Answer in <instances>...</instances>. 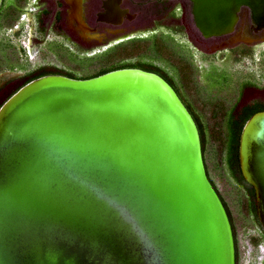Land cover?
<instances>
[{"label": "water", "instance_id": "1", "mask_svg": "<svg viewBox=\"0 0 264 264\" xmlns=\"http://www.w3.org/2000/svg\"><path fill=\"white\" fill-rule=\"evenodd\" d=\"M64 1L81 29V0ZM190 1L204 39L232 34L242 9L264 30V0ZM238 166L264 230V111L241 129ZM0 264H235L197 126L165 80L46 75L0 105Z\"/></svg>", "mask_w": 264, "mask_h": 264}, {"label": "flooded vegetation", "instance_id": "2", "mask_svg": "<svg viewBox=\"0 0 264 264\" xmlns=\"http://www.w3.org/2000/svg\"><path fill=\"white\" fill-rule=\"evenodd\" d=\"M7 1L2 0L0 6V24L14 21L16 17L20 16H24L25 19L29 18L31 20L28 27L30 33L26 32V34L30 36V40L38 42L40 50L49 57L24 71L19 79L21 84L46 75H61L75 79L90 78L103 67L106 57L118 54L123 46L134 44L139 40H149L153 35V38L159 37V39L169 41V45L177 46L190 58V65L197 85V96L200 99H205L204 101L208 102L212 100H227L228 102L235 91L232 82L237 79H233L228 70L223 71L226 69L216 70L214 68L216 62L211 61V58H217L224 52H230L234 59L241 55L244 57L246 53L254 54L257 50L260 55L264 54V47H262L264 46V30L254 32L250 23V14L245 9L239 13V21L232 34L211 38L209 45L204 43L207 39L202 42L200 39L197 41L195 39L197 44L192 48L184 41V38L190 41L187 28L188 22L193 19L190 0H81V11L78 16L82 21V30L77 23L70 22L71 6L64 0H10V8L1 11ZM24 10L26 12L22 13ZM111 10L117 15V18L114 19L118 21L117 24L106 21ZM6 16H8L7 20H5ZM16 25L14 24L11 30L14 40L17 42L23 29L22 23L19 24L18 29H16ZM159 31L162 33L159 34ZM173 37H180L178 38L180 42L176 43L172 39ZM189 53H193V56ZM194 53L201 62L208 63L206 74L199 71L197 60H194ZM115 60L114 56L108 61L112 63ZM86 62L90 65L91 63L97 65L99 69L95 70V73L92 72L93 74L85 76L84 73L88 70L81 64H86ZM115 63L122 65V61H115ZM124 65H134L160 76L163 80L170 79L162 71L152 66L132 63ZM24 73L26 74L23 75ZM226 75L230 76V83H227ZM246 82L250 83L249 80ZM170 86L191 116H195L181 97L175 83L170 82ZM195 124H198L196 119ZM246 190L247 188L244 189V191ZM217 194L225 211L228 212L221 196L218 192ZM242 200L243 196L240 200V210ZM248 201L250 202V199ZM229 222L234 238L231 216ZM261 232L259 231L257 235ZM234 240L235 251H238L236 238ZM238 260L236 261L235 256V264H238Z\"/></svg>", "mask_w": 264, "mask_h": 264}, {"label": "rangeland", "instance_id": "3", "mask_svg": "<svg viewBox=\"0 0 264 264\" xmlns=\"http://www.w3.org/2000/svg\"><path fill=\"white\" fill-rule=\"evenodd\" d=\"M10 4L11 2L8 0L3 5L1 11L8 10ZM25 12L26 10L22 13ZM7 19L8 16H6L5 20ZM20 23H22L23 33L16 42L11 29L14 24H17V27H15L18 29ZM29 23H31L29 18L25 19L24 16H20L16 17L14 21L0 24V104L12 92L23 85L19 79L24 71L29 69L30 66L38 65L42 59L49 58L40 50L39 43L33 39L30 40V36L26 34V32L30 33L28 29ZM187 28L190 41L185 38L184 41L190 47L193 48L197 44L196 41L198 39L201 42L205 40L196 29L193 19L188 22ZM158 33L161 34L162 32L159 31ZM178 38L173 37L172 39L178 43L180 42ZM204 43L209 45V39L205 40ZM169 44V41L159 39V37L153 38L152 35L149 40H139L134 44L123 46L118 53L119 57L115 61H122L121 64L123 65L130 63L143 64L159 69L164 75L174 81L183 100L199 116V111L195 108V103L186 94L189 92L197 93V85L190 65V58L177 46L174 47ZM192 50L194 51V49ZM189 54L193 56V53ZM194 55V60H197L199 71L205 73L208 69V63L201 62L196 56V53ZM224 56L225 58L223 59ZM115 61L110 63V65H116ZM211 61L216 62L214 63L216 70L226 69L223 71L228 70L231 77L237 79V81L232 82L235 91L228 101V105H236L234 114L243 106L249 105L250 103L260 102L264 104V54L260 55L257 50L251 57L244 55V57H241L240 62H235L230 52H224L217 58H211ZM81 65L88 70L84 73L85 76L91 75L96 72L95 70L99 69L97 65H93L92 63L90 65L86 62V64ZM225 77L227 83H230V76L226 75ZM248 80L250 81L249 84L246 82ZM204 100L202 99L199 103H204ZM225 101L227 102V100ZM227 106L225 107V111L228 113L231 107L228 108ZM223 129L225 131L224 134L228 135L226 124H224ZM229 155L228 143H223L221 146L218 145L212 139V136L204 125L203 162L208 178L215 186L230 213L234 237L236 238L239 252L238 264H264V244L259 243L255 247L251 241L252 237L257 238V231H261L262 228L253 220L245 219L246 217H244L240 210V200L243 195H246L244 191L246 187L239 181L237 172L230 168L228 163Z\"/></svg>", "mask_w": 264, "mask_h": 264}, {"label": "trees", "instance_id": "4", "mask_svg": "<svg viewBox=\"0 0 264 264\" xmlns=\"http://www.w3.org/2000/svg\"><path fill=\"white\" fill-rule=\"evenodd\" d=\"M244 55L247 56V57H251L252 54H247L246 53ZM114 56H115V59L117 57H119L118 54L111 55L108 58L106 57V60L103 63V67L100 70H98V72L96 74H94L93 76H91L90 78L95 77V76H99V75H102V74H104L106 72L117 70V69H123V68L139 69V68L135 67L134 65L129 66V65H123V64L122 65L116 64L114 66H111L110 65V61H108V60H110V58H112V57L114 58ZM241 57H243V56L241 55L240 57L235 59V62H240L241 61ZM140 70H142V69H140ZM143 71H145V70H143ZM68 78H70V77H68ZM72 79H75V78H72ZM86 79H88V78H86ZM166 80L165 81L169 85H170V82L174 83V81H172L170 79H166ZM27 82H29V81H27ZM19 88H17V89H19ZM14 92H12L11 94H13ZM186 94L189 95L191 100L195 103V108L199 111V116L201 117L200 118L191 109V112L194 113L195 116H196V117L194 115H193L194 117L192 116L194 122H195V119L198 121V124H196V126H197L199 137H200V143H201L202 152H203L204 125H205L207 131L212 136V139L218 145L221 146V145H223V143H228L229 151H230V155H229V158H228L229 166H230V168H232L233 170H235L237 172V175L239 176V179H240L239 181L247 188V190L245 191L246 195H243V197H245V198L241 201V204H242L241 205V212L244 215V217H246L248 220L249 219L253 220L254 222H256L259 225V223L257 221V217H256L255 208L253 206V202H254L253 191H252L251 187L246 185V183L243 181V179H242V177L240 175V172H239V166H238V141H239L241 129H242L244 123L246 122V120L251 115H253L254 113L264 111V104L256 102V103H252V104H249V105H245L241 109H239V111L236 114H234L235 113V108H236L235 104L230 106V105H228L229 102H226V101H223V100H214V101L212 100V101H209V102L208 101H203L204 103L200 104L199 102L202 99L199 100L200 98L197 96L196 92H194V93H190L189 92V93H186ZM226 106L228 108L231 107V108H229L228 113L225 111L226 110V108H225ZM188 107L190 108L189 105H188ZM203 122H204V125H203ZM224 124L227 125V132H228L227 134L228 135L224 134V132H225L224 129H223ZM209 181H210V179H209ZM210 183L212 184L211 181H210ZM213 187H214L215 191L217 192L215 186H213ZM249 199H250L251 203L248 201ZM249 203L251 205L250 207H249ZM226 213H227V216H228V218L230 220L229 211L228 212L226 211ZM261 231H262L261 234L257 235V238L256 237H252V239H251L252 244L255 247H257L259 245V243H263L264 244V230L261 229ZM258 232H259V230L257 231V234H258ZM234 239H235V237H234ZM234 243H235V240H234ZM235 252H236L235 256H236V261H237L239 259V253H238V251H235Z\"/></svg>", "mask_w": 264, "mask_h": 264}]
</instances>
